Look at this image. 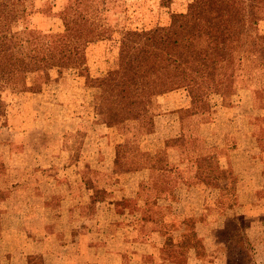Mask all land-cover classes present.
<instances>
[{
  "label": "rangeland",
  "instance_id": "obj_1",
  "mask_svg": "<svg viewBox=\"0 0 264 264\" xmlns=\"http://www.w3.org/2000/svg\"><path fill=\"white\" fill-rule=\"evenodd\" d=\"M237 1L252 3L254 5L252 7L247 5V13L250 11V16L263 18L260 21L259 41L264 45V0L263 2L256 0ZM65 2L66 0H37L36 6L39 8V11L37 10L32 17L33 24L43 30H63L64 26L59 14ZM93 2L106 1L97 0ZM197 2L199 0H111L107 2V6L102 3L103 18L101 21L107 22L110 25L109 33L87 45L84 66L65 67L62 65V60L57 58L54 60L52 67L46 70H39L36 62L24 61L14 73L10 74V79L7 82L2 81L0 84V128L4 124L7 125L6 117L10 113H14L12 110H16L22 113V115H26V120L29 119V125L32 129L25 138V141L30 143V157L28 155L19 156L16 154L18 149L21 148L20 143L23 140L19 144H16V146L12 143L8 145L0 142V199L13 190V181L18 178L22 179L31 175H55L57 173L58 169L55 168H49L39 173L25 166L29 162L31 154H34V148L43 150L45 142L55 144L56 146L62 143L71 152L69 158H75L73 155L78 158L83 153L85 154V151L81 152V147L83 146L84 149H91L92 144L90 145V143L92 140L90 132L93 129V125L91 124L92 118H94V124L98 128L95 134L99 137L97 144L100 151H102L100 156H98L99 159H102L107 154L116 153L119 156L117 170H120L125 166L127 157L138 154H133L136 150L143 152L141 151L143 150L142 148H155L159 144L161 137L154 134L155 115L162 110L159 98L161 95L172 91H182V93L192 97V107L181 110V115L185 120V131L183 130L181 141L186 143L184 146L186 150L189 148L187 139H190V142L193 144H198L196 141L201 138L202 140L199 143L202 145L215 144L219 141V138L208 140V138L198 137L197 134L199 132L196 130L193 131L194 135L193 133H188L190 130L197 128L194 127L195 124L208 119L212 122L211 126L208 127V131L215 130L217 126L218 130L223 129L221 126L226 129L230 127L235 128L237 124L247 130L255 128V131L261 136V143L262 141L264 142V138L262 137V132L264 131V69L255 67L258 64L257 59L252 56L248 58L247 56L241 64L235 62L230 68H227L226 61L224 60L208 61L207 65H203L205 50L202 44L203 38L200 36L195 37V46L191 52L183 54L178 48L176 51H173L172 36L174 34H183L189 28L198 24L199 11L195 8V3ZM224 2L230 1L225 0ZM214 4V2H210V5H207L206 8L208 6L215 8ZM206 11L208 12V9ZM211 11L212 13L217 12L216 9H211ZM171 51L174 52L173 57L169 56ZM233 51L234 49L230 52ZM152 56H166L171 60L172 58H177L175 64L164 71L166 82L173 84L172 90H168L155 97L153 104L149 107L150 110L141 120L145 125L143 131L151 129L152 132L143 134L136 131V138H134L133 132L136 129L133 125L137 121L127 120L123 116L120 118L122 121L116 125V129L112 133H107V128L97 122V120H111L110 118L107 119L102 111H108L109 106H113L111 104L113 101L118 104V107L123 106L124 102L128 103V99L121 94L117 95L118 97H114L113 94H117L120 89L114 92L110 90L108 92L104 91L103 95L100 96L101 90L105 86L101 80L107 77L110 72L120 69L123 64L130 60L137 61L138 59ZM103 96H105V100ZM252 101H256L259 106L260 113L256 117L259 122H253L251 119ZM56 102L62 103L63 106L61 108L56 107ZM241 105H243V112L242 108L240 109ZM51 112L65 113L63 118L65 116L68 117L61 122H59L58 118V121L56 119L50 120L46 115ZM78 112L85 116L83 121L77 122L71 118V116L75 117L74 114ZM253 112L255 114L257 111ZM237 114L243 115L244 119L240 118L241 121H237V123L232 122L231 119L235 118ZM36 115L38 118L34 117ZM222 117L226 118L225 122H222ZM216 119L220 120L217 121V126ZM188 120H191V122L189 123ZM63 122L66 123L65 126H68L66 127L68 133H65V137L60 139V130ZM78 125L82 127L76 130ZM48 126H51L53 129L52 136L44 135L43 133V130ZM188 134H191V136ZM5 136H8L7 132ZM243 136L245 138L244 141L250 145L252 141L247 136ZM112 138L114 142H112ZM233 140L234 137L229 136L227 144H234ZM115 141H118V143ZM173 142L171 141L170 143L172 144ZM114 143H116L115 148L113 147ZM170 147L179 146L170 145ZM97 153H89L84 162H81L82 166L66 169V173L71 177L73 175L76 177L77 172L82 170V176L80 177L82 180L79 179L78 175V182L76 183L80 190L84 189L81 191L82 194L86 193L87 185L91 182L95 184V182L101 181L102 186H107L105 182L108 181V178L101 177V169L98 171L99 169L94 165ZM159 154H161L159 156H166L165 151H160ZM187 158L186 151L183 159L187 160ZM15 159L22 160L24 167H15ZM109 160L107 159L104 164H107ZM85 162H87L86 165H84ZM109 163L112 164V161ZM225 170V176L216 181L215 184L209 183L204 177L193 181L196 184L193 190L194 198H191V200L176 198V193L173 192L176 190L177 193L182 194L183 190H178L176 186L171 187L169 184V179L172 180L170 183L174 185L176 183L180 184V180L177 177H181L182 174L186 175L189 171L191 172V166L183 169V171L180 168L172 167L168 173H165L164 177L161 175L162 173H152L149 185L141 184L140 186V197L147 193L149 203L156 199L155 196H159L160 194L171 193L174 195V200L177 201L178 199V202L174 206L168 207L169 210L171 208L177 210V219L174 225L180 223V221L187 224L189 233L185 242L200 246L206 259L209 257L204 253L207 251L204 250L202 238L198 236L197 231L193 230L192 227L198 223L197 212H199L198 207L203 200L202 192L207 193L209 212L215 218L216 224L224 221V219H221V216L218 217L217 213L229 212V207H232L236 203V177L233 169L227 168ZM102 171H104V174L108 172L104 168ZM248 171L246 168L245 173ZM108 183L110 182L108 181ZM2 186L8 188V190L2 189ZM101 188L97 189L93 194L95 198L101 196V193L98 192ZM187 191L184 192L187 193ZM219 193L221 197L216 199L215 195ZM135 202L133 199H127L123 202L125 209L119 207L118 209L125 212L128 207L130 209L134 208L136 206L134 205ZM149 206H151L152 211L157 212L158 208L155 205ZM165 210L167 211V208ZM178 210L180 212L182 210L183 212L179 214ZM191 212L192 215H188ZM232 212L231 214H233ZM117 218L116 221L124 222L123 216H117ZM229 218L233 220L229 221V219H226L225 229L217 231L215 239L223 242V248L226 250L227 255L229 253L231 258L228 260L229 264H254V250L256 248L250 246L246 234V227L250 221V217L235 215V217L229 216ZM260 219H264V213L260 214ZM198 225L200 226V224ZM262 228L261 234L264 237V226ZM261 242L264 243V239ZM229 244L232 249H228ZM165 248L167 254L180 250L175 248L173 242H169ZM261 249L264 251V247L260 246L257 251ZM244 252L248 256L245 261L242 258L245 257ZM177 259L178 264H187V262H184L186 259L182 256ZM36 264L41 263L37 262Z\"/></svg>",
  "mask_w": 264,
  "mask_h": 264
},
{
  "label": "crops",
  "instance_id": "obj_2",
  "mask_svg": "<svg viewBox=\"0 0 264 264\" xmlns=\"http://www.w3.org/2000/svg\"><path fill=\"white\" fill-rule=\"evenodd\" d=\"M159 102L162 110L155 115L154 134L161 137L160 142L155 148L146 146L147 148H142L141 151H147L154 156H159L160 151H165V155L169 157L167 169L143 168L127 171L115 177L114 181H110L112 184L109 183V186H102L101 181L95 184L89 183L86 193L82 194L81 191L84 189L80 190L76 184L78 175L82 180L80 178L82 170L77 172L76 177L74 175L71 177L66 173V169L82 166L81 162H84L89 153L98 152L100 156V148L97 144L99 137L95 134L98 128L94 124V118L91 120L93 129L90 132L92 147L91 149L81 147V152L85 151L82 156L77 158L72 153L75 158H69L71 152L62 143L56 146L45 142L43 150L33 149L34 154H31L25 166L39 173L49 168H55L58 171L55 175H31L22 179L18 178L13 181V190L0 199V264H36L37 262L41 264H178L177 258L180 256L186 259L184 262L187 264H229L223 242L216 240L215 237H217V231L225 229L226 219L235 215L250 217L246 234L251 241L250 246L256 248L254 264L264 263V251L262 249L257 251L259 246L264 247V243L261 242L264 239L261 234L264 219H260V214L264 213V142L261 143L258 139L260 138L258 132L255 128L247 130L237 124L235 128L226 129L221 126L223 129L218 130L217 121H220L218 119H216L215 130L208 131V127L212 124L211 120H202L194 125L197 128L188 133L196 130L199 132L198 137L208 138V140L219 138V141L215 143L216 145L211 143L202 145L199 143L201 138L197 139L198 144H193L190 139H187L189 148L185 152L187 151L188 159L184 160L185 152L177 147H170L167 141L183 135L185 120L181 110L192 107V97L182 91H172L161 95ZM55 104L59 108L63 106L60 102ZM12 111L14 113L6 117L7 125L4 124L0 128V142L8 145L12 143L16 146L23 140L16 154L30 157V143L25 141L32 129L29 119L26 120V115L16 110ZM64 114L51 112L46 116L50 120L56 119L61 122L68 117L63 118ZM220 114L222 115L221 112ZM74 115L75 117L71 116V118L77 122L85 119V116L79 112ZM34 117L38 118L37 115ZM243 117L237 114L235 118L233 117L235 121L231 120L237 123ZM222 118V122H225L226 118ZM188 121L191 122V120ZM65 124L63 122L61 126L60 139L68 133L66 130L68 126ZM77 127L76 130L81 129L82 126ZM52 132L51 126L43 130L44 135L48 136H52ZM262 133L264 138V131ZM188 135L191 136V134ZM243 135L252 141L250 145L244 141ZM229 136L234 137V144H227ZM211 151L218 154L223 168L233 169L238 202L229 207V212H218V217L221 216L224 221L216 224L215 218L209 212L207 193L202 192L203 200L197 212L198 223L192 228L202 238L204 250L207 251L204 253L209 257L206 259L200 246L185 242L189 233L187 224L180 221L174 225L177 210L171 208L170 211L167 203L176 204L179 198L181 200L194 198L193 190L196 183L193 181L200 180V177L196 176L195 165L200 157ZM139 152L140 150H136L133 154ZM114 154L116 153H113V156ZM246 156L252 158V164L247 173L244 169ZM14 166L24 167L22 160L18 159L14 160ZM188 166H191V172L182 174L177 179L182 185L191 184V187H188L190 190L181 195L175 190L173 193H176L177 201L173 199L174 195L171 193L155 196L159 199L158 205L155 206H161L163 217L155 220L146 219V208L149 202L146 201L147 193L140 197L141 184L149 185L152 173H162L164 177L172 167L183 171ZM101 187L111 192V196L105 199L95 198L93 194ZM2 189L8 190L4 186ZM219 197H221L220 193L215 195L216 199ZM125 199L135 200L136 206L132 209L126 208L125 212L119 210L118 202ZM182 212V210L179 211V214ZM193 214L195 215L194 212ZM188 215H192V212ZM117 216H123L124 222L116 221ZM169 242H173L175 248L180 250L167 254L165 247Z\"/></svg>",
  "mask_w": 264,
  "mask_h": 264
},
{
  "label": "trees",
  "instance_id": "obj_3",
  "mask_svg": "<svg viewBox=\"0 0 264 264\" xmlns=\"http://www.w3.org/2000/svg\"><path fill=\"white\" fill-rule=\"evenodd\" d=\"M93 1L97 0H66L59 14L64 28L55 31L53 29L43 30L33 24L32 17L37 10L39 11L36 6L37 0H0V84L2 81L7 82L10 79V74L14 73L24 61L36 62L39 70L52 67L54 60L57 58L62 60V65L65 67L84 66L87 45L104 37L105 34L109 33L110 27L107 22L101 21L103 18L101 4L104 3L107 6V2L111 0H105L106 2ZM224 1L199 0L195 3V8L199 11L198 24L189 28L183 34L172 36L173 51L178 48L183 54L191 52L195 46V37L200 36L203 38L202 44L205 50L203 65H207L208 61L224 60L227 68H230L235 62L241 64L247 56L248 58L252 56L258 62L255 67L264 69V45L259 41L260 21L263 18L250 16V11L247 13V5L252 7L254 6L252 3L237 0ZM256 1L263 2V0ZM210 2L215 3V8L211 6L206 8L207 5H210ZM206 9H208V12ZM211 9H216L217 12L212 13ZM232 49L234 51L230 52ZM173 51L170 52L169 56L173 57ZM176 61L177 58L171 60L166 56L145 57L137 61L130 60L123 64L120 69L110 72L107 77L101 80L105 86H103L100 96L103 95L104 91L114 92L120 89L117 94H113L114 97H118L117 95L120 94L126 96L128 103L124 102L123 106L117 107L118 104L113 101L111 103L113 106L110 105L108 111H102L103 115L111 120H97V122L107 128V133H112L116 129V125L122 121L120 118L124 116L127 120L137 121L133 125L136 129L133 132L134 138H136V131L143 134L151 133V129L143 131L145 125L141 120L150 110L149 107L153 104L155 97L172 90L173 84L166 82L164 71L173 66ZM103 99L105 100V96H103ZM241 108L243 112V105L240 106ZM253 111L257 112L254 114ZM251 113L252 121L259 122L256 118L260 113L256 101L251 102ZM113 138L111 139L112 142H114ZM181 138L182 136L170 138L167 145L179 146L177 148L185 152L186 148L184 146L186 143L182 142ZM171 141L174 142L171 144ZM115 142L118 143V141ZM233 142H235V139ZM101 153L102 151H100ZM217 155L216 152H207L197 160L195 165L197 177H204L209 183L215 184L216 181L225 176L226 170L221 166ZM107 159L110 160L107 164H104ZM168 159V156H154L147 151H143L127 157V162L121 168L122 170H117L119 164L117 154L113 156L110 153L103 156L102 159H99L97 154L94 165L99 169L98 171L101 169V177H107V180L112 182L115 177L127 171L143 168H150L151 170L167 169L169 166ZM245 159L246 166L244 169L249 170L252 158L246 156ZM110 161H112V164L109 163ZM233 162L236 163L234 160ZM103 168L108 171L106 174L103 173ZM108 181L105 182L107 185L109 184ZM171 181L169 179L170 186H176V189L183 190L182 194L188 189L190 190L188 187H191V184L176 183L174 185L170 183ZM98 192L101 193L98 198L103 199L109 197L111 193L105 187ZM126 200L119 201L118 207L125 209L123 202ZM158 200L157 197L149 205H158ZM149 205L146 208L145 218L161 219L163 217L161 206H158L157 212H154ZM167 205L168 207L174 206L171 202ZM228 219L229 221L233 220L229 217ZM166 231L169 232V229L166 228ZM248 242L250 244L251 241L248 240ZM230 248L232 249L229 244L228 249ZM244 253L243 261L248 258L246 252ZM227 256L228 260L231 259L229 253Z\"/></svg>",
  "mask_w": 264,
  "mask_h": 264
}]
</instances>
